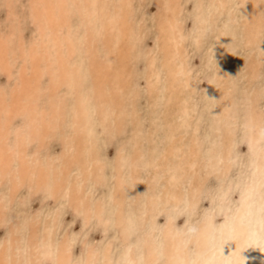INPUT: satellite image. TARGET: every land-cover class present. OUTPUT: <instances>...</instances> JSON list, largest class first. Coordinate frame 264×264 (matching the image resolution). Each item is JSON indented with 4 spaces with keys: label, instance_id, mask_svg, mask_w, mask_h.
I'll use <instances>...</instances> for the list:
<instances>
[{
    "label": "bare ground",
    "instance_id": "6f19581e",
    "mask_svg": "<svg viewBox=\"0 0 264 264\" xmlns=\"http://www.w3.org/2000/svg\"><path fill=\"white\" fill-rule=\"evenodd\" d=\"M262 1L0 0V264H264Z\"/></svg>",
    "mask_w": 264,
    "mask_h": 264
},
{
    "label": "rangeland",
    "instance_id": "374dc122",
    "mask_svg": "<svg viewBox=\"0 0 264 264\" xmlns=\"http://www.w3.org/2000/svg\"><path fill=\"white\" fill-rule=\"evenodd\" d=\"M263 3H264V0L262 1ZM154 4H152V5H150L149 6V10H151V11H153L154 9H155V6H153ZM151 8H153V9H151ZM240 8H243V7H240ZM263 11V13H264V7H263V9H262ZM264 15V14H263ZM191 26L192 25V20H191V18H187V26ZM188 26V27H189ZM152 42H153V39L151 38V40H149V45L150 44H152ZM254 50L253 51H248V50H245V51H243L242 53H241V56H240V65H239V70L241 71V73L243 72H246L247 71V69H248V64L250 63V61H251V59H253L254 57H256L258 60H260L262 57H261V52H260V50H258V47H254L253 48ZM260 52V53H259ZM264 56V55H263ZM192 59H193V61H192V65L194 66V68L195 69H198V68H200V66H201V60L203 59V55H202V53L201 52H197V53H195L193 56H192ZM194 62V63H193ZM238 64V63H237ZM261 72L260 73H263V77H262V79H264V67H261ZM242 73V74H243ZM206 80H207V77H205L203 80H202V84H204L205 82H206ZM240 81H242V79L240 80ZM262 84V82L261 81H258V82H256V83H254V85H253V88H255V89H258V91L259 92H263V90H264V85H261ZM211 184H213L214 185V182L216 183V179L215 178H211ZM213 182V183H212ZM37 204V202L36 203H34V205H36ZM162 219V218H161ZM183 219H184V215H181L180 217H179V224H181L182 223V221H183ZM77 225V224H76ZM98 230H94V231H92L91 232V234L93 235V237H95V236H97L98 235Z\"/></svg>",
    "mask_w": 264,
    "mask_h": 264
}]
</instances>
